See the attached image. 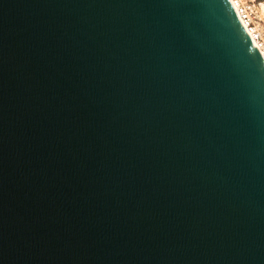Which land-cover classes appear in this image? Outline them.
Wrapping results in <instances>:
<instances>
[{"label":"water","instance_id":"water-1","mask_svg":"<svg viewBox=\"0 0 264 264\" xmlns=\"http://www.w3.org/2000/svg\"><path fill=\"white\" fill-rule=\"evenodd\" d=\"M0 264H264L230 0H0Z\"/></svg>","mask_w":264,"mask_h":264},{"label":"built area","instance_id":"built-area-1","mask_svg":"<svg viewBox=\"0 0 264 264\" xmlns=\"http://www.w3.org/2000/svg\"><path fill=\"white\" fill-rule=\"evenodd\" d=\"M230 2L233 5L239 19L244 25L254 45L256 46L262 57H264V36H262V34L257 30L256 26L251 23L250 15L246 7L241 3V0H230Z\"/></svg>","mask_w":264,"mask_h":264},{"label":"rangeland","instance_id":"rangeland-1","mask_svg":"<svg viewBox=\"0 0 264 264\" xmlns=\"http://www.w3.org/2000/svg\"><path fill=\"white\" fill-rule=\"evenodd\" d=\"M246 7L251 23L264 36V0H241Z\"/></svg>","mask_w":264,"mask_h":264}]
</instances>
